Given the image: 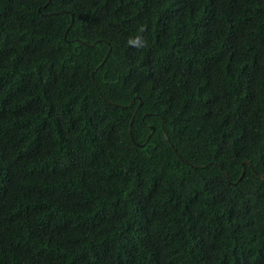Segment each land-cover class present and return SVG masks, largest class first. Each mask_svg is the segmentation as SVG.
Instances as JSON below:
<instances>
[{
	"label": "trees",
	"instance_id": "1",
	"mask_svg": "<svg viewBox=\"0 0 264 264\" xmlns=\"http://www.w3.org/2000/svg\"><path fill=\"white\" fill-rule=\"evenodd\" d=\"M260 174L264 0H0V264H264Z\"/></svg>",
	"mask_w": 264,
	"mask_h": 264
},
{
	"label": "clouds",
	"instance_id": "2",
	"mask_svg": "<svg viewBox=\"0 0 264 264\" xmlns=\"http://www.w3.org/2000/svg\"><path fill=\"white\" fill-rule=\"evenodd\" d=\"M145 29L143 26H140L138 32H143ZM128 44L137 48H146L148 46V41L141 36H136L128 40Z\"/></svg>",
	"mask_w": 264,
	"mask_h": 264
},
{
	"label": "water",
	"instance_id": "3",
	"mask_svg": "<svg viewBox=\"0 0 264 264\" xmlns=\"http://www.w3.org/2000/svg\"><path fill=\"white\" fill-rule=\"evenodd\" d=\"M73 21V19H72V17H71V22ZM106 57H107V55H106ZM152 130H153V127H152ZM249 165H250V163H249ZM244 172V168L242 169V173ZM259 177L261 178V179H264V174H260L259 175Z\"/></svg>",
	"mask_w": 264,
	"mask_h": 264
}]
</instances>
